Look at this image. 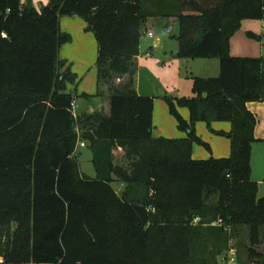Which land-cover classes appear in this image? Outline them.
Masks as SVG:
<instances>
[{
    "label": "trees",
    "instance_id": "obj_1",
    "mask_svg": "<svg viewBox=\"0 0 264 264\" xmlns=\"http://www.w3.org/2000/svg\"><path fill=\"white\" fill-rule=\"evenodd\" d=\"M167 5L148 12L143 0H49L37 11L31 0H0V264H219L243 227L238 264H264V198L251 180L257 120L246 107L264 102V59L230 55L241 23L264 20V0ZM156 16L176 18L177 58L219 61L218 77L191 78L192 97H165L183 139L153 138V99L134 90L141 31ZM63 17L81 18L95 38L108 113L73 115L67 85L77 76L59 59L71 41ZM200 122L230 124L228 133L211 130L229 139V157L192 158L194 144L207 146ZM79 142L95 178L80 173ZM112 183L124 186L121 196Z\"/></svg>",
    "mask_w": 264,
    "mask_h": 264
},
{
    "label": "rangeland",
    "instance_id": "obj_2",
    "mask_svg": "<svg viewBox=\"0 0 264 264\" xmlns=\"http://www.w3.org/2000/svg\"><path fill=\"white\" fill-rule=\"evenodd\" d=\"M252 21L257 24L260 23L261 25L260 30L253 31L254 37H249L245 29L243 28L236 32L233 39L234 41H245L244 44H246V49H248L250 52L253 51V49L254 51H257L258 48H262V59H264V30L262 29V21L248 20V22L245 23H253ZM165 27V20L156 21L154 19H149L142 28L139 49L140 55H143L147 51H149L151 54L150 58H146L145 60H143V63L139 69V78L141 93L145 96H151L153 98V106L155 108L153 109L156 115V123L154 125L152 120V131L155 130V132L157 133L162 132V128H166L164 125L166 123L164 117V109L169 119H171V121H173L174 123L176 121L173 116H171L169 113L167 103L165 102V97L172 99L189 98L192 96V76L195 77L198 73L202 75L204 74L205 76L209 77H217L219 74L215 73L214 75H208L212 73L202 71L200 64L203 62H200L201 60L199 59L195 62L197 67L191 69L188 68L187 64H185L187 62L183 64L181 59L173 57L175 53L171 52L177 48L175 37L178 34L179 27L178 24L175 23L171 27V32L166 31ZM147 32H151L153 34V38H149L146 34ZM87 35L89 37H92L93 40L95 39L92 33L88 32ZM73 37L74 41H83V37H81L78 32L74 33ZM157 41H160L161 48L158 47L156 49H152V47H154V44H157ZM236 47L239 48L237 44ZM176 50H178V48ZM97 53L98 49L96 46L95 52L89 54L87 51L86 55L84 56V59H81V61H76L75 64H72L68 61L65 62L63 60L65 62V68H70L71 72L78 76L74 84L69 83L67 85V90L72 92V94H75V89L79 91L84 90L86 92H91L92 94H94L95 92L97 93L99 89L101 90V88H98L97 68L95 66L97 60ZM256 56L257 57L249 58H261L260 53ZM63 58L64 52H62L61 56L59 54V59L62 60ZM216 61L218 60L216 59ZM262 72L264 74V62L262 65ZM123 83L125 82L120 81V79H115L112 81V86L117 87L119 85H122ZM103 87L106 89V91L109 92L108 88L110 87V85H105ZM75 101L77 103V107L79 108L75 109V114L80 115V112L88 110V102L85 99L78 96L75 98ZM95 102L96 105L102 104L103 100H98L97 98V100H93V102H90V104L94 105ZM197 124H199V131H197L196 135L207 146L201 144H194L193 148H195L196 151L200 152H195V157H193V159L202 161L209 160L211 158L219 159L218 157H215L213 155V151L216 153L218 152L217 154L219 155V152H222L224 144L226 143L229 148L227 157H229V139L226 136L217 135L213 132L216 130V125L227 124V122H213L210 128L207 126L206 123L203 122ZM229 131L230 130L222 132L228 133ZM215 132L218 131L216 130ZM200 134H202L203 137L200 136ZM74 156L77 161L80 173H82L88 178H95L96 174L92 164V153L89 147H80V145L77 144ZM251 169V180L255 182L258 186L257 198H264V142H254L252 144ZM111 186L118 195H122L124 188L121 184L112 183ZM247 235V227L239 228L237 230V234L233 236L229 242V250L223 258L218 259V263L238 264L237 259H239L240 261H245V247H247L248 245ZM256 250L258 252H263L262 247L257 248Z\"/></svg>",
    "mask_w": 264,
    "mask_h": 264
},
{
    "label": "crops",
    "instance_id": "obj_3",
    "mask_svg": "<svg viewBox=\"0 0 264 264\" xmlns=\"http://www.w3.org/2000/svg\"><path fill=\"white\" fill-rule=\"evenodd\" d=\"M26 2H27V0H21L22 4H25ZM169 2H171V0H143L144 7L146 8V10H148V12H152V11L160 12L159 9H156L158 7V5L162 7L161 12L167 11L166 10V9H168L167 4ZM48 3H49V0H31V5L37 11H40V9L43 6H46ZM149 19H154L156 21L165 20L166 21L165 30L169 31V32L172 31L171 27L175 23H177V20L174 17L156 16V17L147 18L145 24L147 23V21ZM245 22H248V20H245L241 23L240 29L244 28L247 34L248 33L253 34L254 33L253 31L260 30L261 25L259 22H258L259 24L255 23L254 21H252L253 23H245ZM60 27H61L62 32L68 34L71 38V41L69 43L64 44L60 48V53H59L60 56H61L62 52H64V58L62 60H64L65 62L68 61L72 64H75L76 61H81V59L82 60L84 59V56L86 55L87 51L89 54H92L93 52H95V48L97 46L96 41H95V39L93 40L92 37H89L87 35L88 32L87 33L85 32L86 23L81 18H79V17H63V18H61V21H60ZM76 32H78L80 34V36L83 37V39H82L83 41H74L73 35ZM148 33L149 32H147L146 34H148ZM235 34H234V36H235ZM234 36L231 38V41H230V55L232 57H248V58L249 57H257L256 55H259V53H260L261 58H262V52H263L262 48L261 49L258 48L257 51H254V49H253V51L250 52L248 49H246V44H244L245 41L244 42L243 41H234V39H233ZM151 38H153V37H151ZM236 44L239 46V48L236 47ZM66 46H69V47H66ZM158 47L161 48L160 41H157V44H154V47H152V49H156ZM253 47H254V45H253ZM177 48H178V46H177ZM139 49H140V47H139ZM176 49L171 52V53H175V55L173 56L175 58H177V52L176 51H178ZM150 56H151V54L149 51L145 52L143 55H140V53L138 52V55L133 59V62H134V75H133L134 90L140 96H145V95L142 94L140 91L139 69L143 63V60H145L146 58H150ZM196 60H198V59L182 60V63L184 64L185 62H187L185 64L188 65V68L193 69V68L197 67L196 63H195ZM199 60H201L200 62H203L200 64L202 71H204V72L207 71V72L212 73V74H208V75H214L215 73H219V63H218V61H216V59H199ZM82 68H83V66H82ZM192 77H194V76H192ZM195 77L216 78V77L205 76L204 74L202 75V74H198V73L196 74ZM127 79H128V77L124 76L120 79V81L125 82V81H127ZM98 88H101V90L99 89V91L97 92L100 96H96V94H97L96 92L94 94H92L91 92H86L84 90H82V91H79L77 89L74 90L75 91L74 95H76V97L79 96L88 102V110L84 111V112H80V115H78V114H75V109L76 108L79 109V108L77 107V103L74 100V102H73L74 103L73 113L76 117H79L82 114H91L93 112L102 111V110L105 113H108L106 97L109 95V92L106 91V89L101 84H98ZM191 89H192V82H191ZM67 92L72 94V92H70L69 90H67ZM82 94L88 95L89 98L82 97L81 96ZM148 97H151V96H148ZM97 98H98V100H103L106 107L103 106V102H102V104H97V105H96V102L94 103V105L90 104V102H93V100H95V99L97 100ZM177 99H179V98H177ZM246 107L252 114L255 115L256 120H257L256 127L254 130V138L256 139V142H264V102H250V103H247ZM153 108H154V106H153ZM154 109H153V113H152V120H153V124L155 125L156 115H155ZM162 109H163V106H162ZM178 112L184 120L188 121L189 113H188V110L186 108H178ZM164 117L166 120V123L164 124L166 128L165 129L162 128V132H158V133L155 132V130L152 131L153 137H155V138H166V139L167 138L168 139L169 138L170 139L186 138V135L184 134V132H180L177 129L176 121L174 123L173 121H171V119H169V117L167 116V113H165V109H164ZM198 126H199V124H196V127H195L196 133H197V131H199ZM215 129L217 131H225L226 132V131L230 130V124L227 123V124H223V125H216ZM200 136H202V134H200ZM85 146H87V144H85ZM228 150H229V148H228V145L226 143V144H224L222 152H219L220 153L219 155L217 154L218 152L216 153L214 151H213V155L215 157H218L219 159L223 158V157L227 158ZM192 151H193L192 158L195 157V152H200V151H196L195 148H193ZM251 153H252V150H251ZM114 154L117 156V158H121L123 153L120 149H118L114 152ZM251 171H252V169H251ZM123 188H124V186H123Z\"/></svg>",
    "mask_w": 264,
    "mask_h": 264
},
{
    "label": "built area",
    "instance_id": "obj_4",
    "mask_svg": "<svg viewBox=\"0 0 264 264\" xmlns=\"http://www.w3.org/2000/svg\"><path fill=\"white\" fill-rule=\"evenodd\" d=\"M262 29L264 30V20L262 21ZM147 35H148L149 38L153 37V34L150 33V32H149ZM71 107H72V112H73V110H74V103L71 105ZM73 115H74V113H73ZM74 117H76V116L74 115ZM77 133L79 134V132H77ZM78 144L80 145V147H84V146H85V144L82 143V142H79ZM197 221H198V219H195V220H194L195 223H196ZM220 223H221V221L219 220L216 224L219 225Z\"/></svg>",
    "mask_w": 264,
    "mask_h": 264
}]
</instances>
